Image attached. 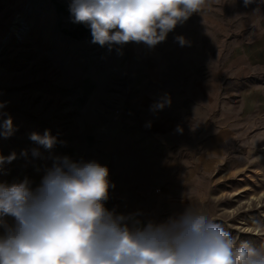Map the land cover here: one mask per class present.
I'll return each instance as SVG.
<instances>
[{"label": "rangeland", "instance_id": "obj_1", "mask_svg": "<svg viewBox=\"0 0 264 264\" xmlns=\"http://www.w3.org/2000/svg\"><path fill=\"white\" fill-rule=\"evenodd\" d=\"M70 3L0 0V101L16 128L9 138L0 137V154L17 155L3 165L0 182L27 179L35 188L34 178L46 166L43 159L47 164L57 159L53 148L31 141L30 134L49 130L59 142L68 135L67 126L84 123L82 115L98 114L106 104L111 110L106 112L117 116L119 104L125 107L124 99L135 94V64L145 79L158 57L165 69L159 89L170 95L175 127L163 136L122 134L130 147L123 150L121 183L130 191L119 192L111 178L108 209L162 222L191 203L238 242L264 246V119L238 118L229 135L209 130L223 105L228 64L255 28L264 3L245 7L243 0H206L155 47L130 42L111 49L93 43L90 27L74 22ZM178 36L189 43L181 47ZM103 137L111 148L112 135ZM160 141L165 149L153 150L150 157L147 147ZM34 146L41 161L33 155Z\"/></svg>", "mask_w": 264, "mask_h": 264}, {"label": "clouds", "instance_id": "obj_2", "mask_svg": "<svg viewBox=\"0 0 264 264\" xmlns=\"http://www.w3.org/2000/svg\"><path fill=\"white\" fill-rule=\"evenodd\" d=\"M205 3L71 0L69 11L75 23L90 27L92 42L102 47L130 42L155 47ZM253 3L257 0H243L245 7ZM176 40L181 47L189 43L183 36ZM4 107L0 101V137L7 139L16 128ZM29 138L49 150L57 143L49 130ZM16 158L15 152L0 154V170ZM113 187L106 166L69 157L58 158L35 188L27 179L0 182V264H264V246L238 242L191 203L162 222L110 211L105 204Z\"/></svg>", "mask_w": 264, "mask_h": 264}, {"label": "crops", "instance_id": "obj_3", "mask_svg": "<svg viewBox=\"0 0 264 264\" xmlns=\"http://www.w3.org/2000/svg\"><path fill=\"white\" fill-rule=\"evenodd\" d=\"M255 17L257 21L255 28L248 33L228 64L231 76L226 77L222 85L224 101L216 116L215 125H209L211 132L229 135L234 132L233 127L238 118L264 119V8L257 12ZM150 70V75L147 74L146 78L142 79L143 70L137 63L135 64L132 73L135 94H129L128 98L124 99L125 107L122 106L123 103L119 104L117 116L106 112L111 111L106 104L107 109L100 110L98 114L82 115L84 123L67 126L64 131L68 135L53 147L52 152L56 159L69 157L74 162L96 161L110 170L109 180L113 178L116 181L118 191L127 194L130 189L121 183V166L125 165L123 150L130 146L121 141L122 134L130 132L163 136L175 127L170 119L176 115L170 105V95L159 89L165 71L160 58L154 60ZM111 117L115 118L114 124H106ZM104 134L112 135L111 148L110 142L103 137ZM147 148L152 157L153 150L161 153L165 149V144L161 141L160 144L154 142ZM34 149H37V146H34ZM110 149L114 155L112 158ZM50 155L53 157V154ZM41 159L43 157L39 153L36 160ZM46 162L44 158L42 164L46 166L34 178L35 187L40 185L47 171L53 166V163ZM128 171L132 173L131 168Z\"/></svg>", "mask_w": 264, "mask_h": 264}, {"label": "trees", "instance_id": "obj_4", "mask_svg": "<svg viewBox=\"0 0 264 264\" xmlns=\"http://www.w3.org/2000/svg\"><path fill=\"white\" fill-rule=\"evenodd\" d=\"M87 31L91 33V30H90V29H88ZM71 36L75 37V33L72 32V33H71Z\"/></svg>", "mask_w": 264, "mask_h": 264}, {"label": "built area", "instance_id": "obj_5", "mask_svg": "<svg viewBox=\"0 0 264 264\" xmlns=\"http://www.w3.org/2000/svg\"><path fill=\"white\" fill-rule=\"evenodd\" d=\"M105 207L108 209V207H107V202H106V204H105Z\"/></svg>", "mask_w": 264, "mask_h": 264}]
</instances>
